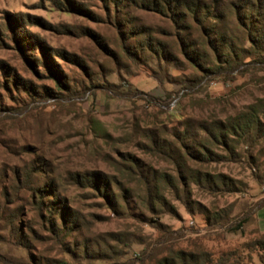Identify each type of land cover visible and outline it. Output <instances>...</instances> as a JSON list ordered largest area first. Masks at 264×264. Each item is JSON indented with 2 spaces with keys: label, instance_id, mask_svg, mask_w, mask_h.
<instances>
[{
  "label": "rangeland",
  "instance_id": "obj_1",
  "mask_svg": "<svg viewBox=\"0 0 264 264\" xmlns=\"http://www.w3.org/2000/svg\"><path fill=\"white\" fill-rule=\"evenodd\" d=\"M143 1L0 0V254L42 264H110L80 255L88 239L93 249L97 242L123 249L120 264H138L145 244L162 241L168 229L180 243L197 242L216 256L238 249L245 264H260L251 245L262 238L255 214L264 203V37L251 41L227 9L245 0H187L226 10L219 29L228 46L221 53L191 21L198 64L183 51L184 33L170 8L163 12L184 0ZM131 28L170 53H155L153 45L139 50ZM219 66L222 73L213 74ZM187 119L225 123L227 147L212 145L202 131L196 139L222 160L186 155L176 134ZM32 168L30 187L18 185ZM198 171L224 178L198 182ZM86 176L106 181L111 200L84 184ZM46 183L52 193L45 203L59 199L79 216L81 230L66 239L78 250L67 252L31 204V189ZM247 214L243 232L225 229ZM59 215L54 210L61 224Z\"/></svg>",
  "mask_w": 264,
  "mask_h": 264
},
{
  "label": "trees",
  "instance_id": "obj_2",
  "mask_svg": "<svg viewBox=\"0 0 264 264\" xmlns=\"http://www.w3.org/2000/svg\"><path fill=\"white\" fill-rule=\"evenodd\" d=\"M142 2L144 3L143 0ZM169 8L170 13L172 14V19L180 27V36L181 32L184 33V35H182L183 51L185 54L190 55L191 58H194L195 62H198L199 64L200 59L195 57V55L197 54L196 45L193 41L190 40L191 36L190 32H188V30L191 28V21L198 24L202 29L207 32V34H209L212 40H208L213 50L220 53L226 50V47L228 46L226 33L223 30L219 29V25L223 22H226L225 20H227L225 9L215 10L210 7H206L202 4L195 5L194 2H190L187 0L177 3L174 6H172V4L166 8L165 6H163V12L166 13ZM237 8L234 5H230L227 7V9H229V12H234L237 15L238 23L242 27L247 29L251 41L257 42V40H261L264 37V0H245L243 4H241V6L237 5ZM138 30L140 29L131 28L127 32L128 35L139 37V39H137V48L139 50H146L149 49V47H152L153 43H151V41L149 40L150 35L148 36L146 31L140 33ZM140 36L146 38L143 39L144 43H142V41L140 40ZM153 46L154 47L152 48L155 53H160L162 55L170 53V49L167 44L161 41H159V43L154 44ZM230 66V72L240 67L238 63ZM203 69L205 71L209 70L207 67H203ZM223 70L224 68L219 66L216 68L213 74H221ZM256 123L257 127L262 126L260 120H257ZM183 128V132L176 134V138L178 139L181 148L184 149L188 157L201 163L220 161L224 158L218 153L212 151L207 146L198 143L196 139L199 134V131H202L209 137V142L212 145L227 147L228 129L225 123L219 120H213L211 122L201 121L195 123L192 122L190 119H187L183 123ZM154 145L156 147L158 146L155 143ZM163 147L164 145L160 146V149L163 150ZM170 154V157L174 158L175 155L172 153ZM181 161L182 160H178V164H180V166L182 165ZM34 169L36 168H32L30 171L26 170L24 174L20 175L22 177V180L20 181L18 177L16 183L18 185H20L21 183V185H24L29 188L31 183V176L34 174ZM40 173H43V171H40ZM157 176L158 175H156V172H153V176H151L153 181H155ZM164 176L169 178V175ZM223 178L224 176L222 174H211L208 172L200 171H198L196 174V180L198 182L200 179L206 182H215L221 181ZM85 180L86 181H83L84 184H96L98 186H96V188H100L106 198L111 200L113 195L109 194L108 190L106 189V181H102L101 183H99V181L95 177H92L91 180H88L87 176L85 177ZM146 184L150 185L148 181H146ZM31 191V204L35 212L37 213V216H39L42 225H49V232L52 236L59 240V242H61V244L66 248L67 252H72V250L77 249L76 244L66 243V239L72 233L79 232L82 228L77 213L67 212L66 209L62 206V201L59 199H56L52 203H45V197H50V194L52 193V186L50 184L46 183L45 186L38 185L32 188ZM45 205H47V207H45ZM263 207L264 203L259 205L257 210ZM53 209L60 212L59 216L63 220L61 224H59L56 220H53ZM45 213L48 214V219L44 220ZM65 214L67 217H65ZM248 221L249 214L245 215V217H243L236 224L226 226L225 229L230 233H235L239 231L243 232L244 225ZM161 227L166 228L165 225H162ZM28 228L33 237H39V233L35 231L33 227ZM257 232L259 233L258 230ZM110 236H112V240H117L119 239V237H121V234L110 233ZM163 236L164 237L162 241L145 244V249L142 251L139 261H136L138 264H245V258L243 257L242 253L239 252L238 249H229L224 252H220L216 256L215 253H213L212 251L197 242L187 243V241L184 240L182 241V243H180V239H182V237L179 236L177 238H174V231L165 229ZM25 239L27 240V238ZM95 244L96 248L93 249V245L89 242L88 239H85L82 243L80 255L84 258L89 257L102 261L110 260V264H120L118 258L122 256L123 249H120L117 245H110V243L108 242L106 243L105 248H101L99 242ZM251 247H255L258 249L259 263L264 264V235H262L261 239L255 241L251 245ZM0 262L2 264H42V262L39 261L23 262L20 259L7 257L2 254H0ZM44 262L45 264H67L66 261H64L63 259H46Z\"/></svg>",
  "mask_w": 264,
  "mask_h": 264
},
{
  "label": "crops",
  "instance_id": "obj_3",
  "mask_svg": "<svg viewBox=\"0 0 264 264\" xmlns=\"http://www.w3.org/2000/svg\"><path fill=\"white\" fill-rule=\"evenodd\" d=\"M264 210V207L257 210L255 214V224H256V229L259 231L261 235H264V215L263 218L258 217V212Z\"/></svg>",
  "mask_w": 264,
  "mask_h": 264
}]
</instances>
